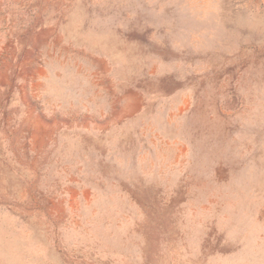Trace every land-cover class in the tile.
Listing matches in <instances>:
<instances>
[{
  "label": "rangeland",
  "instance_id": "1",
  "mask_svg": "<svg viewBox=\"0 0 264 264\" xmlns=\"http://www.w3.org/2000/svg\"><path fill=\"white\" fill-rule=\"evenodd\" d=\"M0 264H264V0H0Z\"/></svg>",
  "mask_w": 264,
  "mask_h": 264
}]
</instances>
